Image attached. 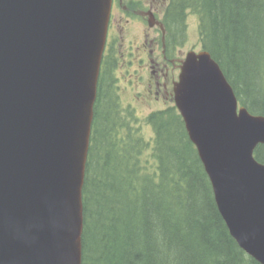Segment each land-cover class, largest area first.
<instances>
[{
  "label": "water",
  "instance_id": "1",
  "mask_svg": "<svg viewBox=\"0 0 264 264\" xmlns=\"http://www.w3.org/2000/svg\"><path fill=\"white\" fill-rule=\"evenodd\" d=\"M113 0H0V264H83V188ZM174 102L242 249L264 264V115L211 53Z\"/></svg>",
  "mask_w": 264,
  "mask_h": 264
},
{
  "label": "trees",
  "instance_id": "2",
  "mask_svg": "<svg viewBox=\"0 0 264 264\" xmlns=\"http://www.w3.org/2000/svg\"><path fill=\"white\" fill-rule=\"evenodd\" d=\"M192 13L240 104L264 115V0H169V33L184 42ZM115 69L106 56L83 188V264H261L232 236L175 104L147 115L146 141ZM255 156L264 163L263 144Z\"/></svg>",
  "mask_w": 264,
  "mask_h": 264
},
{
  "label": "flooded vegetation",
  "instance_id": "3",
  "mask_svg": "<svg viewBox=\"0 0 264 264\" xmlns=\"http://www.w3.org/2000/svg\"><path fill=\"white\" fill-rule=\"evenodd\" d=\"M168 3L169 0H113L103 59L114 55L117 69L119 58L113 38L121 33L125 36L127 32L140 31L136 52L143 57L137 62L142 70L151 71L149 93L155 90L157 99L163 97L174 102V83L179 79L186 53L185 41L179 33L175 37L169 33L165 18ZM130 47V54H135L133 41ZM133 62L131 59L129 63Z\"/></svg>",
  "mask_w": 264,
  "mask_h": 264
},
{
  "label": "rangeland",
  "instance_id": "4",
  "mask_svg": "<svg viewBox=\"0 0 264 264\" xmlns=\"http://www.w3.org/2000/svg\"><path fill=\"white\" fill-rule=\"evenodd\" d=\"M187 22V37L184 42L185 53L191 49L199 51L202 48L199 34V18L196 14L192 13L188 16ZM139 39L140 31L127 32L125 36L121 33V35L118 34L113 38V42H116L115 49L119 58V65L115 76L122 105L125 108L131 109L138 118L136 124L141 126V135L145 140L152 141L154 132L152 126L146 122L147 115L152 111L173 105L174 102L171 99L163 97L157 99L155 90L153 93H149V72L151 73V71L146 72V70H142L140 64L137 62L143 57V55L136 52V48L139 45L137 41ZM132 41L134 44L133 52L135 54H130V51H132L130 47ZM131 59L134 61L133 63H129Z\"/></svg>",
  "mask_w": 264,
  "mask_h": 264
}]
</instances>
